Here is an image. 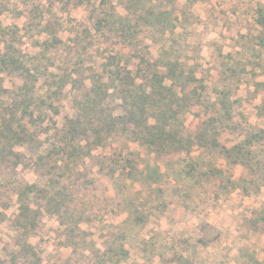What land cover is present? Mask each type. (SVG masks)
<instances>
[{"label": "trees", "instance_id": "16d2710c", "mask_svg": "<svg viewBox=\"0 0 264 264\" xmlns=\"http://www.w3.org/2000/svg\"><path fill=\"white\" fill-rule=\"evenodd\" d=\"M201 1L186 0L180 4L177 0H117V6L125 11L121 15L117 6L101 0L99 7L89 12L87 22L91 27L85 31L89 39L98 38L103 42L100 43L102 51L99 47L96 49L102 56L99 63L87 52L90 48L81 47L79 52V45H73L74 53L59 67L60 73L46 70V75L41 77V95L26 87L30 72L39 73L41 68L23 72L20 99H12L0 111V168L11 169L10 176L1 175L0 187L8 188L6 199L9 204L12 196L15 198V225L27 232L30 218L46 212L67 223L62 245L71 247L72 255L78 251L97 255L92 240L86 241V232L79 228L80 224H91L96 218L103 220L104 216H114L123 208L133 206L136 184L146 194L145 198L140 197L145 202L143 208H153L151 203H154L156 209H163L166 214L170 212V202L176 203L173 213L182 207V200L197 204L208 194L205 187L209 185L225 194L241 187L248 195L252 194L249 189L264 187V129H253L259 133L255 141L245 138L239 145L229 146L228 136L233 134L236 126L231 108L233 102L228 93H220L211 102L205 95L204 80L195 76L184 59V48L173 47L175 37H186L189 27L197 29L203 24L191 11L192 6ZM41 2L33 9L44 25L45 46L51 38V45L57 48L62 44L58 32L68 23L62 13L81 6L84 0ZM38 6L42 10H38ZM44 12L52 17L46 19ZM53 18L57 23L52 21ZM257 19L261 26L258 39L264 48V16ZM144 30L148 31L152 41L164 42L166 35L171 40L169 47L160 49L155 59L147 49L143 51L140 47L143 43L138 38ZM133 58L136 63L131 64ZM89 59L93 60L91 64H88ZM5 62L2 54L1 63ZM36 80L34 78V82ZM257 91L264 92V82L255 83ZM63 100L72 103L73 114L65 117L61 128L54 127L50 147L42 148L34 131L35 124L39 123L41 127L46 119L56 115L57 106ZM111 104L117 106V113ZM191 107L196 110L192 112ZM255 109L264 121V100ZM188 114H193L196 120L190 126L184 123ZM129 141L139 143L155 163L147 162L140 167L138 155L118 149L127 146ZM112 143L117 144V148L112 147ZM21 145L26 146V151H15V147ZM107 146L110 147L107 155H92L94 150H105ZM219 158L224 167L217 166ZM239 164L246 169L249 179L241 184L232 177L233 169ZM28 173L35 174L34 183L25 179ZM103 177L114 195H110ZM165 194L171 201L165 200ZM2 200L0 198V202ZM10 206L0 205V208L7 210ZM142 213L134 210L128 214L129 233L122 225L107 226L106 247L96 264H124L128 260L124 242L126 237H133L135 229L144 226L147 213ZM250 224H260L259 230L264 236V210L254 213ZM153 240L141 239L134 244L143 246L144 252H148L149 247H154ZM221 240L219 228L201 219L194 233L193 253L217 249ZM126 243L133 247L131 241ZM23 245L12 252L11 260L7 262L5 258L0 264H41L38 259L35 261L34 247L25 242ZM156 253L145 255L144 260L150 263ZM192 255L187 253L184 257L180 253L176 262L168 263L191 264ZM160 258L159 264H165V255ZM243 259L245 264H260L252 253ZM200 261L202 263L203 259Z\"/></svg>", "mask_w": 264, "mask_h": 264}, {"label": "rangeland", "instance_id": "374dc122", "mask_svg": "<svg viewBox=\"0 0 264 264\" xmlns=\"http://www.w3.org/2000/svg\"><path fill=\"white\" fill-rule=\"evenodd\" d=\"M41 1L46 0H0V111L12 99L17 101L20 99L19 88L23 85L25 70L41 68L39 73L31 71L27 80L29 83H26L28 89L32 88V93L39 92L41 95V77L46 70L48 73H60L59 67L64 65V61L70 59L74 53L73 45H79V52L81 47L90 48L87 52L98 59L97 63L101 61V53L96 49L99 47L102 51L103 46L100 44L103 43L102 40L89 39L85 32L91 27L87 22L89 12L94 7L97 9L101 0H84L81 6L70 9L68 13H62L68 23L64 26V30L58 32L62 44L57 48L51 45V38L45 46L47 36L43 32L44 25H41V19L37 18L38 12L33 9ZM108 1L117 6V0ZM177 1L182 4L186 0ZM37 9L42 10L40 6ZM191 11L203 21V24L197 29L189 27L190 32L185 35L186 37H175L176 41L172 42L173 47L184 48L183 57L187 59L195 76L204 80L205 95L211 99V102H214L220 93H228V98L233 102L231 108L236 126L233 134L228 136V145L231 147L239 145L245 138L251 141L257 140L256 134L259 133L253 129H264V121L258 117L255 109L264 100V92H255V83L264 82V48L261 47L258 39L261 26L257 19L259 16H264V0H202L195 3ZM117 12L123 15L125 11L117 6ZM53 13L57 14L55 10ZM44 15L46 19L52 17L46 12ZM55 19L53 18L52 21L57 23ZM165 37L164 42L152 41L148 31L144 30L139 34L138 39L143 43L140 45L141 49L143 51L147 49L152 59H155L160 49L169 47L171 40L167 35ZM2 54L6 61L4 64L1 63ZM92 62L93 60L89 59L88 64ZM133 63H136L134 58L131 59V64ZM34 78L37 79L35 82ZM168 83L166 81V84ZM57 107L58 113L51 115V119H46L43 126L39 127V123L35 124L34 131L42 143V148L45 149L50 147L54 138L52 135L54 127L61 128L65 117H71L74 111L69 100H63ZM116 107L115 104H111V108L115 111ZM195 110L196 107H191L192 112ZM198 111L203 112L199 109ZM193 122H196L193 114L185 116L186 126H190ZM46 130L48 134L45 133ZM221 138L225 139L224 136ZM116 146L117 144H113L112 147ZM25 148V145H21L15 147V151L24 152L27 149ZM118 149L123 153L131 152L138 155L136 158H139L140 167H144L147 162L150 165L155 163L151 155L148 157L145 149L137 142L129 141L127 146H119ZM109 150L110 147L107 146L105 150H94L92 155L102 157L107 155ZM193 153L194 156L198 154L197 150ZM216 164L218 167H224V162L220 158ZM3 173L10 176L11 169L0 168V177ZM232 177L238 184L249 180L246 169L240 164L233 169ZM25 179L29 183H34L36 176L28 173L25 174ZM102 181L109 186L110 195H114L107 179L103 177ZM134 188L136 194L132 196L133 206L123 208L114 216H104L103 220L96 218L91 224H80L79 228L86 232V241L92 240L97 255L89 251L84 254L78 251L77 254L72 255V248L62 245L67 234L65 226L67 223H63L65 221L60 222L56 216L42 212V215L30 218L31 222L30 224L27 222L28 230L25 232L23 228L14 224V217L17 214L15 198L12 196L9 204L6 199L8 188L0 187V198L4 199L0 205H11L7 210L0 208V260L5 258L7 262L11 260L12 252L23 248L25 242L34 247L37 256L35 261L38 259L41 264H96L97 258L106 247L107 226L122 225L123 230L129 233L131 229L127 228V217L136 210V213L145 211L149 216L146 217V214L144 226L135 229L133 237H126L124 249L129 255L125 253L128 260L124 264H159L162 254L167 259L166 263L172 264L177 261V255L180 253L184 254V257H187V253L193 254L191 264H245L243 258L251 253L260 264L264 263V236L260 233V224L256 226L250 224L254 213L264 210V187L258 190L249 189L252 194L248 195L241 187L225 194L219 192L216 186L209 185L205 187L208 194L203 195L196 206L191 205L187 200H182V207L176 208L173 213L176 203L170 202L168 214L163 209H156L157 204L154 203H151L153 208H143L145 202L141 201L140 197L145 198L146 194L139 185H134ZM163 197L166 201H171L167 194ZM201 209L202 212H199ZM142 215L144 216L143 213ZM201 219L219 228L222 240L217 249L199 250L198 253H193L194 233ZM151 238L154 239L152 241L154 247H149L148 252H144L143 246L136 247L134 244L141 239L149 241ZM127 241H131L133 247L126 243ZM55 246L58 247L57 252ZM155 251L156 255H153L151 262L147 263L144 256H149ZM169 261L173 262L168 263Z\"/></svg>", "mask_w": 264, "mask_h": 264}]
</instances>
